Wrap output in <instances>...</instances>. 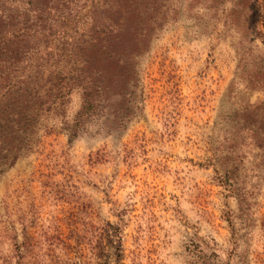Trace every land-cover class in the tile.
I'll use <instances>...</instances> for the list:
<instances>
[{
  "label": "rangeland",
  "instance_id": "rangeland-1",
  "mask_svg": "<svg viewBox=\"0 0 264 264\" xmlns=\"http://www.w3.org/2000/svg\"><path fill=\"white\" fill-rule=\"evenodd\" d=\"M96 2L0 0V73L57 71L104 15ZM162 4L141 115L70 139L73 92L0 172V264H264V141L225 140L240 103L264 98V0L235 28L227 0Z\"/></svg>",
  "mask_w": 264,
  "mask_h": 264
},
{
  "label": "trees",
  "instance_id": "trees-1",
  "mask_svg": "<svg viewBox=\"0 0 264 264\" xmlns=\"http://www.w3.org/2000/svg\"><path fill=\"white\" fill-rule=\"evenodd\" d=\"M224 1L212 0L214 9ZM227 1L231 4L227 16L232 28L241 20H250L254 0ZM162 3L97 0L96 6L102 7L104 15L93 19L86 37L72 43L57 71L41 74L39 81L30 80L29 75L0 73V172L30 147V136L36 131L32 125L41 115H65L73 92L80 94V107L70 120L62 119L61 127L70 139L83 133H120L141 115L140 57L165 22L167 12ZM236 115L225 140L233 143L238 134L247 133L254 145L263 146L264 98L253 103L243 101ZM200 259L197 255L192 264H203Z\"/></svg>",
  "mask_w": 264,
  "mask_h": 264
}]
</instances>
